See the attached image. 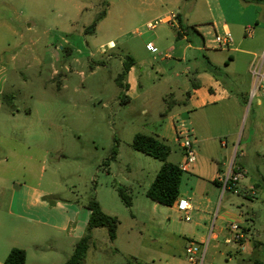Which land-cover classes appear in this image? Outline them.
Returning <instances> with one entry per match:
<instances>
[{
  "label": "rangeland",
  "instance_id": "374dc122",
  "mask_svg": "<svg viewBox=\"0 0 264 264\" xmlns=\"http://www.w3.org/2000/svg\"><path fill=\"white\" fill-rule=\"evenodd\" d=\"M197 1L206 8L207 0ZM193 3L0 0V264L14 248L27 252L26 264H66L81 240L67 231L10 213L13 189L18 190L14 207L17 212L23 185L46 190L51 193L50 198L69 201L66 203L72 206L78 200L77 209L95 198L106 214L118 218L114 242L106 228L91 232V244L82 264H191L186 248L193 241L206 249L204 264H264L263 182L256 189L257 196L252 194L251 184L246 185L247 190L239 188L238 193L221 188L211 219L204 221L200 216L206 211L204 198L212 195L211 186L196 180L195 175L184 174L182 189L197 194L192 199L196 209L188 222L176 209L147 197L162 162L132 147L137 134L157 133L171 99H185L183 81L193 60L190 64L182 60L181 39H176L180 29L164 24L162 18L171 11L184 18ZM104 11L107 15L96 31L86 33ZM148 20L157 22L155 29L147 27ZM186 23L183 19L188 41L203 46L202 32ZM249 30L254 36L247 37L246 31H240L231 50L250 51L261 60L264 31L254 25ZM212 33L206 47L217 50L220 61L228 53L237 54L234 50L216 49L214 29ZM154 35L158 37V42H154L157 52L146 47ZM111 41L115 44L112 48ZM188 52L191 57L192 52ZM134 55L151 62L153 75L145 97L126 103L118 79L124 72L125 60ZM199 58L209 67L207 51ZM258 65L252 67L253 75L245 71L240 61L215 71L229 88L237 85L248 95L244 113L227 121L232 127L239 125L240 153L261 146L253 141L247 143L252 83L256 81ZM160 67L170 80H163ZM170 85L173 94L166 90ZM144 108L147 114L143 113ZM182 109L179 103L174 106V113ZM169 145L168 161L177 163L183 150L178 143ZM249 170L248 176L257 178L256 168ZM121 188L131 197V207L120 197ZM21 208L22 211L24 207ZM226 212L250 218L240 221L241 229L251 244L262 241L259 250L252 253L248 247L242 250L235 244H225L230 235L228 224L239 221H223L221 215Z\"/></svg>",
  "mask_w": 264,
  "mask_h": 264
},
{
  "label": "crops",
  "instance_id": "0c3cea01",
  "mask_svg": "<svg viewBox=\"0 0 264 264\" xmlns=\"http://www.w3.org/2000/svg\"><path fill=\"white\" fill-rule=\"evenodd\" d=\"M183 1L185 0H176L177 3ZM206 3V8H203L196 0L193 3L190 13L184 18L181 13L174 11H171L170 14L162 18L164 24H172L175 28L180 29L181 41L179 45L183 48L182 60L190 64L192 63V59L193 63L187 66V77L183 81L185 99L181 102L171 99V103L167 105V110L164 113L165 119L163 120V124L157 133H155V136L166 140L169 144H179L177 137L178 123L185 121L187 126L192 129L197 160L184 174L195 175L196 180L204 181L207 185L211 186L212 195L204 198L206 211L200 216V220L204 221L211 219L210 215L213 211V204L221 190V187L216 185L215 182L222 184V178L232 166L235 169L242 168L246 172L245 177L239 182L238 188L242 187L244 190H247L246 185L251 184V192L254 196H257L256 189L260 186L261 182L264 183V93L258 91L254 94V80L252 83V104L250 110L252 111V116L247 135V143L253 141L258 143V146L259 144L261 146L240 153L239 146L242 143H237L239 136L237 129L239 125L236 124L237 128L236 125L232 127L227 121L237 114L244 113L248 95L245 96L242 89L237 85L229 88L215 72L217 69H221L220 66L222 65H224L225 69H228L240 61L244 63L246 67L245 71L253 75V72H250L252 67L259 63V71L263 59L260 60L259 56L250 51L231 50L233 47L226 50L216 46L215 48L220 51L231 52L234 50L237 53H228L227 58L220 61L216 54L218 53L216 52L217 50L213 51L210 47H206L208 36L213 34L212 29H214L216 35L231 33L234 42L233 46L236 40L235 37L240 31L245 32L254 25L258 26V29L263 32L264 4H246L242 0H207ZM172 15L176 16V18L170 21ZM178 15H180L182 23L183 19H185L188 27L195 26L197 32L200 34L202 32L203 46L188 41L187 32L181 30L179 20L177 19ZM149 23L153 22L148 20L146 24L148 25ZM153 38L152 41L147 42L146 47L150 42H158L157 35H154ZM114 45V42L111 41L110 48L114 47ZM188 51L192 52L191 57L188 56ZM205 51L208 52L209 67H205L204 62L199 58L200 54H204ZM134 56V58L132 56L130 57L135 61V65L129 69L123 81H121V84L125 86L123 89V101L126 103L141 101L145 97L150 90L149 81L153 75V71L150 70L151 62L148 59H139L137 55ZM139 69L141 70L140 72ZM194 69L195 73L193 74ZM158 70L164 75V81L171 79L166 75V70L163 67H160ZM166 90L170 94L174 92L171 85ZM179 103L183 105V109L174 113V106ZM169 106L172 108L168 111ZM143 113H148L146 108H144ZM245 130L241 141L245 136ZM181 149L183 150L182 147ZM182 155V158L175 164L181 166L184 161V151H182ZM260 163L263 164V167L259 166ZM254 167L257 170V178H250L248 176L250 172L249 168L254 169ZM187 180L190 181L191 179ZM20 188L19 193L22 192L23 198L20 203L19 200L17 202L16 206L18 211H14L16 204L15 195L18 191L14 187L13 197L9 207L10 213L49 228L59 229L62 232L67 231L70 236L72 235L73 238L78 240L84 236L91 214L89 210H87L88 212L85 211L86 206L80 205L77 209L76 205H79L78 200L73 201L78 204L74 203L75 206H72L66 203L69 201L50 198L51 193L46 190L44 191L40 188L25 185ZM24 193L26 197H24ZM196 196V192L190 194L184 191L181 183L179 199L189 200L193 207L192 211L196 209L192 203V199ZM21 207H24V211H21ZM170 208L176 209L175 206ZM248 218L227 212L221 215L223 221L229 219L244 221V219ZM203 242L204 240L201 241L202 244ZM247 247L252 249L251 252L254 253L262 247V241L259 239L254 240L251 244L246 238L243 243V248L246 249Z\"/></svg>",
  "mask_w": 264,
  "mask_h": 264
},
{
  "label": "trees",
  "instance_id": "16d2710c",
  "mask_svg": "<svg viewBox=\"0 0 264 264\" xmlns=\"http://www.w3.org/2000/svg\"><path fill=\"white\" fill-rule=\"evenodd\" d=\"M186 2H193L194 0H185ZM246 4H264V0H242ZM107 12H102L95 22L86 29V33H94L97 25L106 17ZM181 30H183V23L180 15L177 16ZM181 37V31L178 32V38ZM135 65V61L132 57L128 56L124 62V72L119 77V84L122 89L125 88L122 79L128 73L129 69ZM172 107H168V111ZM132 147L134 150L151 156L162 162V166L158 171L153 183L147 190V197L153 202L166 207H173L179 200L180 187L184 172L181 170L178 164L168 161L171 153V147L169 143L155 135L137 134L134 137ZM216 185L223 188V184L215 182ZM120 197L127 207L132 206V199L127 193V190L121 188L119 190ZM87 209L90 211V217L88 220L87 234L81 238L76 244L73 255L69 258L66 264H82L85 260L86 253L91 244V232L95 229L106 228L108 231L109 239L114 242L117 238V229L119 220L117 217L106 214L100 203L91 198L87 204ZM27 252L24 249L14 248L10 251L4 264H26Z\"/></svg>",
  "mask_w": 264,
  "mask_h": 264
},
{
  "label": "built area",
  "instance_id": "2783aa9c",
  "mask_svg": "<svg viewBox=\"0 0 264 264\" xmlns=\"http://www.w3.org/2000/svg\"><path fill=\"white\" fill-rule=\"evenodd\" d=\"M176 16L172 15L171 20H174ZM169 21V20H167ZM157 25L155 23H149L147 27L149 29H154ZM247 37L253 36L252 30H246L245 32ZM214 43L220 49H229L233 47V37L231 33H224L223 35L217 34L214 39ZM148 49L152 52H157V48L153 42L148 44ZM256 81L254 86V94L258 91H262L264 93V58L261 63L260 70L256 72ZM177 137L180 146L184 151V161L181 164L180 168L183 172H186L197 160V152L194 147V137L192 129L189 128L185 121H181L178 123L177 127ZM245 170L242 168L235 169L233 166L230 168L228 173L222 178L223 190L233 191L234 193L239 192L238 184L245 177ZM176 211L184 216L186 221H191V211L193 209L191 203L187 199H179L174 205ZM227 230L230 235L226 238L225 244H235L239 248H243V243L246 240V236L241 229L240 221H233L228 224ZM216 238L217 236L214 235ZM186 256L191 264H204L206 257V249L196 243L191 242L190 245L186 248Z\"/></svg>",
  "mask_w": 264,
  "mask_h": 264
}]
</instances>
